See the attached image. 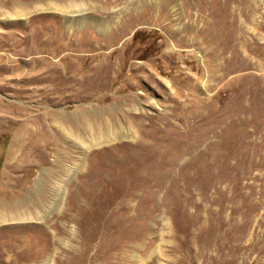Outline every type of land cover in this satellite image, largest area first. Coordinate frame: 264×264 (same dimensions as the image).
I'll return each mask as SVG.
<instances>
[{"label": "rangeland", "instance_id": "1", "mask_svg": "<svg viewBox=\"0 0 264 264\" xmlns=\"http://www.w3.org/2000/svg\"><path fill=\"white\" fill-rule=\"evenodd\" d=\"M0 201V264H264V0H0Z\"/></svg>", "mask_w": 264, "mask_h": 264}, {"label": "bare ground", "instance_id": "2", "mask_svg": "<svg viewBox=\"0 0 264 264\" xmlns=\"http://www.w3.org/2000/svg\"><path fill=\"white\" fill-rule=\"evenodd\" d=\"M49 3H50V1H49ZM2 4H4V3H2ZM16 5H18V6H15V7L12 6L13 8L11 9V12L10 11L8 12L6 10V12L3 13V15L7 16L9 19H18V18H23V17L27 16L32 11L40 12V11H44V10H51L53 12H58V13H62V14L65 13L67 15L69 14L70 17H73V16H76L78 11H81V12L83 11V9L78 8L77 6L76 7H77L78 10L76 8L64 9L63 7H59L57 5L55 6L53 3L48 4L47 6H45V5L43 6V5L37 4V5H34L32 8H29V9H26V10H25L24 6H22V5L19 6V4H16ZM72 21H74V18H71L68 21L69 22L67 24L68 31H70L72 29V27H73V26H71L72 25L71 24ZM91 116H92V114H91V112L89 110L87 112H80V113H77V114H69V115L68 114L67 115L66 114H62V113H59V111H57V113H55V115L51 116V123H53L54 126H56V128H57L56 130L58 132V135L61 137V139L64 142H66V143L67 142L68 143H72V144L76 143V147H78V153H79L77 155V159H79L80 161L83 160V154L87 153V151H89L91 149L99 148V147H102V146H105V145H108V144H111V143H113V142H115L117 140H121V139L126 137V135L124 133H122L121 131L118 132V133H112L111 130H110L111 127H110L109 123H107V122L103 123V126L100 127L101 128L100 132L96 131V135L91 133L92 130H90V128H92V127H90V122H89V119L91 118ZM47 117L42 116V118H41L44 125L45 124H49V121H48ZM115 123L119 124L116 121H115ZM127 123H128L127 125L129 126V129H132V124L129 121H127ZM110 124H112V123H110ZM129 131H131V130H129ZM76 133L77 134L78 133L79 134L82 133L83 134L82 136H84L86 134L87 135L86 136L87 141L78 140L79 142H77V141L75 142V139L77 137V135L75 137ZM135 134H136V132L134 130V132H133V134H131L130 138H133L135 136ZM53 143L56 145L57 141L53 140ZM64 147L68 148L69 146L68 147L64 146ZM64 153L66 154L65 157L69 156L67 152H64ZM19 206H20V203L17 202V201L12 202L11 204H8V203L7 204H3L0 201V226L1 225L12 224V223H20V222H23V221L27 222L28 220L32 219L31 216H26L23 211L19 210ZM218 211L220 212V210H218ZM230 220H232L231 222L234 223V221H233V219L231 217H228L225 220V223L228 224L230 222ZM207 224H209V222ZM207 226L209 227V225H207ZM218 226H220V225H218ZM233 226L231 227V229L233 228ZM216 234H218V233H216ZM183 237H184V235H183ZM204 243H205V240H204ZM209 244H210V242H209ZM236 247H237V245H236ZM214 250H215V248H214ZM204 255H206V254H204ZM47 261H49V260L46 257V261H45L46 264L48 263ZM230 262H232V261H230Z\"/></svg>", "mask_w": 264, "mask_h": 264}]
</instances>
